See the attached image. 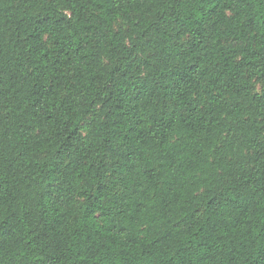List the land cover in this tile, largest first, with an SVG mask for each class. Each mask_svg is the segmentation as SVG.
I'll return each instance as SVG.
<instances>
[{
  "label": "trees",
  "instance_id": "1",
  "mask_svg": "<svg viewBox=\"0 0 264 264\" xmlns=\"http://www.w3.org/2000/svg\"><path fill=\"white\" fill-rule=\"evenodd\" d=\"M0 264H264V0H0Z\"/></svg>",
  "mask_w": 264,
  "mask_h": 264
}]
</instances>
